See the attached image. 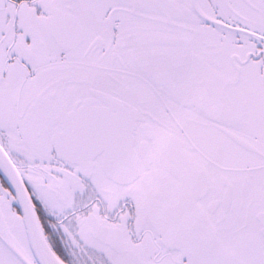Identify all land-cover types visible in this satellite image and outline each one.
<instances>
[{"label":"snow or ice","instance_id":"obj_1","mask_svg":"<svg viewBox=\"0 0 264 264\" xmlns=\"http://www.w3.org/2000/svg\"><path fill=\"white\" fill-rule=\"evenodd\" d=\"M0 264H264V0H0Z\"/></svg>","mask_w":264,"mask_h":264}]
</instances>
